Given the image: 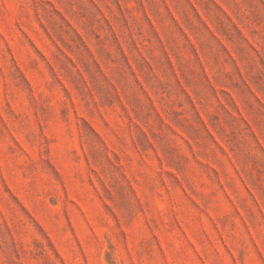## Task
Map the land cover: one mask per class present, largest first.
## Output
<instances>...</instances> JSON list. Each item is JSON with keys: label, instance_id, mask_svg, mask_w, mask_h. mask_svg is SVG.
I'll return each instance as SVG.
<instances>
[{"label": "rangeland", "instance_id": "rangeland-1", "mask_svg": "<svg viewBox=\"0 0 264 264\" xmlns=\"http://www.w3.org/2000/svg\"><path fill=\"white\" fill-rule=\"evenodd\" d=\"M0 264H264V0H0Z\"/></svg>", "mask_w": 264, "mask_h": 264}]
</instances>
